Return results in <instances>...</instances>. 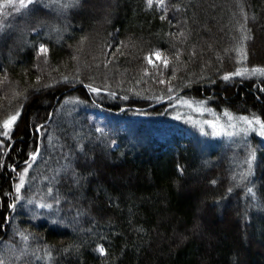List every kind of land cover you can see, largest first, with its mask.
<instances>
[{
    "label": "trees",
    "instance_id": "16d2710c",
    "mask_svg": "<svg viewBox=\"0 0 264 264\" xmlns=\"http://www.w3.org/2000/svg\"><path fill=\"white\" fill-rule=\"evenodd\" d=\"M56 3L0 2V261L264 264V137L197 122L264 120V0Z\"/></svg>",
    "mask_w": 264,
    "mask_h": 264
},
{
    "label": "snow or ice",
    "instance_id": "6c2138e0",
    "mask_svg": "<svg viewBox=\"0 0 264 264\" xmlns=\"http://www.w3.org/2000/svg\"><path fill=\"white\" fill-rule=\"evenodd\" d=\"M0 2H2V0H0ZM18 4L20 5V9L21 11L23 12H28V13H34L36 11H39V7H37L39 5V2L40 0H17ZM79 3V0H69V2L67 3H60V7L61 8H67V7H75L77 4ZM147 3L148 5L151 7L153 5V0H147ZM156 3L160 4V5H163L165 3V0H156ZM245 20H247V15L245 14ZM255 17H253L254 19ZM163 19V17H162ZM242 30H243V26H242ZM5 36L4 34L0 33V39H4ZM249 37L245 36L244 39H248ZM117 51H119V49H117ZM240 51L242 52V56L244 59L247 58V53L246 51L242 49H240ZM48 52V48L45 44L41 43L39 44L38 46V53L41 54V55H46ZM153 57H155L156 60H160L161 63L167 67L168 64H169V61L167 58H164L163 57V54L159 51V50H156V51H153V52H150L146 57L145 59L147 60L148 64L152 65L154 68L157 67ZM146 71V70H145ZM247 70L246 69H241V70H237L235 73H228L226 74L223 79L224 80H229L231 76L233 75H244V73L246 72ZM253 73H260V74H264V68H254L252 70ZM65 79H67V77H65ZM161 82H164V81H161ZM89 87L91 88V85H89ZM92 91L94 92H99V89L97 88H92L91 89ZM127 98V97H125ZM185 103H188L187 101H185ZM226 115H229L227 112L225 113ZM20 117V112L17 111L15 114H11L9 116H7L6 119L3 120L2 122V127L4 129L3 132H0V135H3V136H10V133L13 129V127L16 125V122L18 120V118ZM179 118V117H177ZM230 119H231V116H230ZM239 120L243 121L245 124H247L249 126V128H245V129H242L243 131L247 132L250 128H254V130H257L258 131V134L261 136V137H264V120H261L259 117H256V116H253L251 119L247 116H241L238 118ZM213 127L215 128L216 125L213 124ZM232 127H235V125L233 124ZM31 155V158L33 160L36 159V156L38 155V153L36 152H33L30 154ZM256 160V155H255V152L253 151L247 161V163L249 164V175L253 174L252 173V166H253V162ZM25 172L27 171V169L24 170ZM182 171V169H181ZM23 183H24V176L23 174L20 176V183L16 185V191L19 192L21 187H23ZM76 183H79V178L76 179ZM213 184L216 183V181H212ZM229 192L232 191V189L230 188L228 190ZM252 188H249L248 189V192H252ZM43 206V205H42ZM11 207H15V205H11ZM48 207H51L50 205H48ZM101 255H107V252H106V249L105 247L101 244V245H98L97 246V249H96ZM0 264H3V261H0Z\"/></svg>",
    "mask_w": 264,
    "mask_h": 264
},
{
    "label": "rangeland",
    "instance_id": "374dc122",
    "mask_svg": "<svg viewBox=\"0 0 264 264\" xmlns=\"http://www.w3.org/2000/svg\"><path fill=\"white\" fill-rule=\"evenodd\" d=\"M63 1L64 0H57L56 4H58V6H59L60 3H62ZM3 29H5V28H3ZM154 60H155V58H154ZM95 116H96L98 123L101 126L104 127L107 124V121L104 120V117H105L104 114L98 112ZM197 122H198L200 129H202V131L207 130V131L211 132L212 135H217V137H220V138L225 137L229 142H231L235 145L234 147H236L238 149H243L247 146L249 134L251 133L252 130H254V128H250L247 132L243 131L242 129L249 128V126L247 124H245L243 121H242L243 122L242 126H240L239 124H237L238 125L237 126L236 124H234L232 122H227L226 124H224L223 127H221L219 125L218 121L217 122L212 121V122L205 123L201 119H198ZM213 124L216 125L215 128L213 127ZM233 124L235 125V127H232ZM254 131H256L258 133L257 130H254Z\"/></svg>",
    "mask_w": 264,
    "mask_h": 264
}]
</instances>
